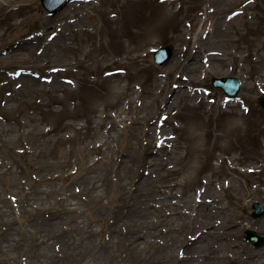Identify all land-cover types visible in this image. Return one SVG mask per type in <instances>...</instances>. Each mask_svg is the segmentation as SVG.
Here are the masks:
<instances>
[{
  "label": "rangeland",
  "instance_id": "rangeland-1",
  "mask_svg": "<svg viewBox=\"0 0 264 264\" xmlns=\"http://www.w3.org/2000/svg\"><path fill=\"white\" fill-rule=\"evenodd\" d=\"M262 95L264 0H0V264H264Z\"/></svg>",
  "mask_w": 264,
  "mask_h": 264
},
{
  "label": "water",
  "instance_id": "water-1",
  "mask_svg": "<svg viewBox=\"0 0 264 264\" xmlns=\"http://www.w3.org/2000/svg\"><path fill=\"white\" fill-rule=\"evenodd\" d=\"M43 8L51 15L57 14L61 11L70 0H40ZM174 56L173 47L166 46L159 51L155 52V61L158 65L168 64ZM212 83L216 87H221L225 93L234 98L240 91V83L236 78H213ZM259 105L264 109V96L259 98ZM255 212L253 213L254 218H259L264 215V203H255L253 205ZM245 238L249 240L254 246L259 247L264 245V238L258 236L254 231L248 230L245 233Z\"/></svg>",
  "mask_w": 264,
  "mask_h": 264
},
{
  "label": "bare ground",
  "instance_id": "bare-ground-1",
  "mask_svg": "<svg viewBox=\"0 0 264 264\" xmlns=\"http://www.w3.org/2000/svg\"><path fill=\"white\" fill-rule=\"evenodd\" d=\"M170 72H172V71H169V73ZM183 79V76H181L180 75V80H182ZM181 84V83H180ZM64 100V99H63ZM64 105V104H63ZM65 106V105H64ZM63 106V108L65 109V107ZM10 119H14V120H10ZM8 121L7 122H11V121H18L17 120V118H8L7 119ZM169 119L166 117V118H164V120H163V123H162V125H164V124H167V121H168ZM63 127H64V124H63ZM150 132L152 131V132H156L155 130H149ZM166 141H167V139H166ZM196 149H198V146H195L194 147V150H196ZM183 157H184V155H183ZM185 158V157H184ZM230 161V162H229ZM238 161V158H236L235 156H231L230 157V159H228V162L229 163H231V162H234V163H236ZM196 167V165L194 164V166L193 167H190V170H191V172H193V173H190V181L187 183V184H189V183H191V181H192V178L193 177H195V174H197V172H199L201 169H196L195 168ZM232 170H235V171H238L239 169H237V168H233L232 167ZM240 172H241V170H239ZM201 173V172H200ZM205 182V188L206 189H208L210 186H213L214 184H215V182L214 181H212L211 180V178H209V179H207L206 181H204ZM206 191V190H205ZM205 191H202V192H200L199 194H198V196H199V198H201V197H203L204 196V193H205ZM210 198H211V196H209ZM215 201V200H214ZM233 217L235 218V217H237V214H233ZM206 223L207 224H210L211 222H209V220H208V218L206 219ZM203 224H205V223H203Z\"/></svg>",
  "mask_w": 264,
  "mask_h": 264
}]
</instances>
